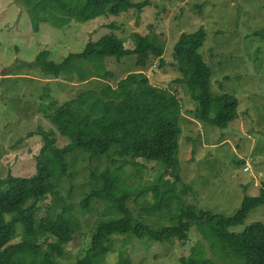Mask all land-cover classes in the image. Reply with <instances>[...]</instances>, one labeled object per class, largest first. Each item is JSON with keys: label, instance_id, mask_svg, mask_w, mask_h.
Wrapping results in <instances>:
<instances>
[{"label": "rangeland", "instance_id": "374dc122", "mask_svg": "<svg viewBox=\"0 0 264 264\" xmlns=\"http://www.w3.org/2000/svg\"><path fill=\"white\" fill-rule=\"evenodd\" d=\"M149 1L142 11L132 10L120 17L72 21L63 28L41 23L36 33L27 0H0V179L8 174L20 177L35 173L37 158L45 145L40 132L54 129L50 116L57 107L82 92H99L107 83L115 86L129 74L143 72L152 86L176 94L182 103V119L178 122L182 129L178 167L181 183L167 206L154 212L149 210L156 203L152 193L132 199L128 207L135 219H143L154 229L170 226V218L179 213V199L194 206L197 213L208 211L232 217L245 197L260 196L264 183V0ZM201 27L207 37L200 54L212 70V92L230 94L239 101L238 117L227 129L197 121L194 111L198 104L185 85L176 83L180 74L174 60L175 45L183 33L193 34ZM110 33L123 39L127 49L135 48L136 33L165 40V64L161 67L158 60H150L147 68L139 71L135 57L111 58L106 60L107 69L114 74L109 82L98 78L81 82L77 74L54 79L36 65L41 52H49L48 61L61 64L71 54L82 53L88 43ZM80 67L85 72L90 70L87 63ZM56 138L60 147L69 144ZM68 161L71 175L61 179L59 190L65 203L57 207L49 197L39 204L40 217L73 206L80 220V229L65 248L66 255L56 258L58 264H77L89 249L96 227L121 217L111 204L102 201L92 205L88 216H81L77 210L90 188L91 174L114 168L110 158L99 159L76 151ZM135 163L125 168L123 179L139 193L156 184L163 167L143 159ZM165 179L174 181L170 176ZM256 222L264 223V205L253 210L242 226L231 230L242 233ZM198 241L205 258L213 264H238L210 248L196 228L185 243L116 238L114 252L107 255L105 263L117 264L127 253L133 264H180ZM19 242L21 238L15 241Z\"/></svg>", "mask_w": 264, "mask_h": 264}, {"label": "trees", "instance_id": "16d2710c", "mask_svg": "<svg viewBox=\"0 0 264 264\" xmlns=\"http://www.w3.org/2000/svg\"><path fill=\"white\" fill-rule=\"evenodd\" d=\"M26 3L36 33L41 23L63 28L72 21L83 23L105 16L120 17L150 5L149 0L140 3L132 0H27ZM133 37L134 49H127L123 39L110 33L88 43L82 53L71 54L61 64L48 61L49 52H41L36 65L54 79L77 74L81 82L91 78L109 82L114 74L107 69L106 60L111 58L135 57L139 71L146 69L150 60H158L161 67L165 64V40L142 33ZM206 37L203 27L179 37L174 48L175 65L180 74L176 83L185 85L195 105L198 104L194 111L197 121L227 129L238 117L239 101L233 95L212 92V70L200 54ZM85 63L90 65L89 72L80 67ZM182 111L177 95L152 86L143 72L129 74L115 86L107 83L99 92H82L57 107L50 116L55 130L40 132L45 145L37 158L35 173L20 177L8 174L0 179V264H58L56 258L66 255V246L80 229L74 207L64 206L61 212L40 217L39 204L49 197H53L52 202L57 207L60 202L65 203L59 191L61 179L71 175L68 157L76 151L99 159L109 157L114 166L91 174L90 188L84 192L77 209L80 215L88 216L92 205L98 201L111 204L121 215L96 227L89 249L77 264H106L107 255L114 252L116 238L185 243L193 228L210 248L238 264H264V223H252L242 233L231 230L242 226L253 210L264 205V183L260 196L245 197L232 217L208 211L197 213L194 206L179 199V213L170 218L172 225L154 229L143 219L136 220L130 211L128 203L134 198L152 193L156 203L149 210L154 212L167 206V200L176 195V187L181 183L178 167L182 129L178 122ZM56 136L69 144L60 147ZM139 159L159 163L163 172L156 184L137 193L123 177L125 168L131 164L136 166ZM166 176L173 177L174 181L166 180ZM18 238L21 242L15 243ZM199 247L198 241L190 254L180 259V264H213ZM117 264H133V261L123 253Z\"/></svg>", "mask_w": 264, "mask_h": 264}, {"label": "built area", "instance_id": "2783aa9c", "mask_svg": "<svg viewBox=\"0 0 264 264\" xmlns=\"http://www.w3.org/2000/svg\"><path fill=\"white\" fill-rule=\"evenodd\" d=\"M244 171H245V172L249 171V168H248V167H246V168L244 169Z\"/></svg>", "mask_w": 264, "mask_h": 264}, {"label": "crops", "instance_id": "0c3cea01", "mask_svg": "<svg viewBox=\"0 0 264 264\" xmlns=\"http://www.w3.org/2000/svg\"><path fill=\"white\" fill-rule=\"evenodd\" d=\"M257 180L254 182V184H256Z\"/></svg>", "mask_w": 264, "mask_h": 264}]
</instances>
